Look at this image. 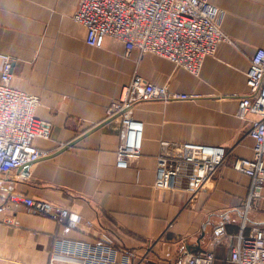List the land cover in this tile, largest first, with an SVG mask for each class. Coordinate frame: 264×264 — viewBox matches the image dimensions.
<instances>
[{
  "label": "crops",
  "instance_id": "1",
  "mask_svg": "<svg viewBox=\"0 0 264 264\" xmlns=\"http://www.w3.org/2000/svg\"><path fill=\"white\" fill-rule=\"evenodd\" d=\"M210 3L228 40L195 75L111 37L101 47L89 45L86 28L74 19L80 0H0V76L4 58L13 59L12 85L40 98L35 114L51 125L48 137L34 140L47 155L29 178L0 175V264H72L53 253L74 242L131 248L138 255L131 264H181L201 248L215 251L214 264H236L231 253L250 178L232 164L254 155L251 118H239L237 110L252 56L264 48V0ZM136 74L202 96L137 102L141 151L123 167L117 152L125 132L120 118L107 120V109ZM171 142L226 148L227 162L209 189L194 194L180 179L173 189L157 190L158 157ZM13 192L67 208L78 222L60 224L11 203ZM248 223L264 224V190ZM220 224L227 227L222 238L214 234Z\"/></svg>",
  "mask_w": 264,
  "mask_h": 264
},
{
  "label": "built area",
  "instance_id": "2",
  "mask_svg": "<svg viewBox=\"0 0 264 264\" xmlns=\"http://www.w3.org/2000/svg\"><path fill=\"white\" fill-rule=\"evenodd\" d=\"M218 13L210 0H80L74 19L86 28V41L91 46L101 47L105 39L111 37L128 48L155 54L197 75L205 59L215 55L218 45L228 40L218 22ZM13 63V59L5 57L0 76V175L16 171L19 177L27 179L35 164L47 155L34 140L48 137L51 125L35 114L40 98L12 85ZM246 85L247 92L240 99L237 115L243 120L251 118L249 134L254 140V155L237 158L232 164L233 169L250 178V186L231 259L236 264H264V224L249 226L248 223L253 201L264 190L263 47L252 56ZM201 96L154 84L136 74L122 86L120 97L110 102L107 109V120L120 118L125 132L117 152V164L127 166L141 151L143 124L133 114L137 102L188 100ZM228 155L221 145L164 143L158 157L155 186L157 190H170L180 179H185L192 193L207 190L227 162ZM8 201L60 224L75 226L79 219L77 213L67 208H56L23 193H10ZM3 210L4 206L0 205V212ZM214 234L220 238L226 236V225H218ZM119 254L120 260L117 259ZM59 256H65L72 264H131L138 257L131 248L88 242H74L68 248L63 243L58 244L53 257ZM215 260L214 250L201 248L184 255L181 264H214Z\"/></svg>",
  "mask_w": 264,
  "mask_h": 264
}]
</instances>
